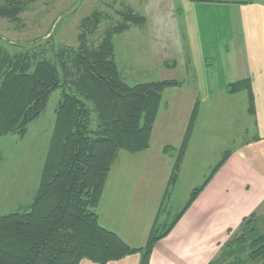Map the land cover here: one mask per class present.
<instances>
[{
	"label": "trees",
	"instance_id": "trees-1",
	"mask_svg": "<svg viewBox=\"0 0 264 264\" xmlns=\"http://www.w3.org/2000/svg\"><path fill=\"white\" fill-rule=\"evenodd\" d=\"M39 0H0V20L21 23V16ZM147 18L131 6L109 15L99 10L78 24V45L16 47L0 42V138L24 136L41 118L50 97L62 90L55 122L33 200L24 212L0 218V264H108L142 254L139 264H151L161 233L154 227L144 248H134L103 227L98 208L110 172L120 153L136 154L151 147L154 126L169 88L180 80L130 85L117 60L115 38L132 28H144ZM175 69L176 62H166ZM249 79L228 87L230 93L250 90ZM249 112H254L250 94ZM197 106L171 174L175 184L191 141ZM165 150H169L168 147ZM228 152L187 209L229 158ZM184 209V210H185ZM183 210V211H184ZM228 260L234 264H264V219L253 213L231 239Z\"/></svg>",
	"mask_w": 264,
	"mask_h": 264
},
{
	"label": "crops",
	"instance_id": "crops-1",
	"mask_svg": "<svg viewBox=\"0 0 264 264\" xmlns=\"http://www.w3.org/2000/svg\"><path fill=\"white\" fill-rule=\"evenodd\" d=\"M172 13L178 28L182 26L183 39L191 53L196 55V51L206 48V60L222 61L228 75H235L232 79L236 80L229 84L250 80L249 91L233 95L247 91L249 107L250 94L257 95L253 114L247 110L255 118L256 133L245 138L248 130L243 132L240 145L232 150L193 203L181 212L171 231L157 241L150 260L151 264H234L227 258L229 244L243 220L253 213L264 219V0H175ZM143 31L135 27L126 32L135 37L131 41L125 39L124 48L119 36L114 41L117 60L123 63L128 77H137L146 68L158 65L156 59L162 70L167 69L164 65L170 60L159 56L155 38L150 34L147 39ZM211 48H216L219 58L215 59ZM175 62L176 68L166 72L178 70ZM196 89L190 83L187 88L182 85L169 89L189 94V98L182 97L178 104L174 103V116L169 115L172 114L169 105L162 102L151 147L136 154L120 153L110 172L98 208L99 220L103 227L134 248L146 246L170 196L171 174L196 106L199 110L202 104ZM195 130L196 125L193 134ZM191 152L187 150L181 171ZM228 152L224 151L222 158ZM214 168H210L211 173ZM158 172L159 178L155 176L150 181L147 177ZM204 178L206 181L208 176ZM141 256L135 254L108 264H139ZM80 264L95 263L83 260Z\"/></svg>",
	"mask_w": 264,
	"mask_h": 264
},
{
	"label": "rangeland",
	"instance_id": "rangeland-1",
	"mask_svg": "<svg viewBox=\"0 0 264 264\" xmlns=\"http://www.w3.org/2000/svg\"><path fill=\"white\" fill-rule=\"evenodd\" d=\"M174 2L175 0H39L21 16V23L0 20V42L3 40L16 47L34 48L42 45L46 47L50 37L58 45L77 46L79 22L96 10L111 15L125 6H131L147 18L146 27L143 28L145 37L148 39L151 34L160 50L159 56L170 58L166 62L177 61L178 70L166 72L168 69L162 70L160 61L156 59L158 65L146 68L137 77L125 75L126 81L135 85L165 80L164 78L180 80L185 88L189 83L194 84L197 87L196 96L202 101L201 107L197 109L194 138L189 143L188 149L192 151L187 158L189 162L183 166L179 179L170 187V196L156 222L158 233L169 228L181 214L188 205L190 192L204 183V176L210 175V168L219 163L224 151L228 150L231 155L232 150L244 138L245 130H248L245 138L256 133L255 118L247 112L248 92L234 96V93L227 90L229 83L236 80L232 79L235 75H228L226 66L217 59L219 56L215 52L216 48H211L210 51L215 52V59L218 61L206 60V48L201 52L196 51V55L189 51V45L183 39L182 26L178 28L177 18L172 13ZM133 33L119 36L122 48L125 39L131 41L135 37ZM189 62L194 67L189 66ZM121 65L123 68V63ZM169 89L163 94V105H169V110L172 109V114L169 115L174 116V103L178 104L182 97L189 98V94ZM61 98V89L52 93L45 112L29 126L26 135L10 134L0 138V218L24 212L33 200L53 132L55 109ZM155 176L159 178V172L147 175L150 181Z\"/></svg>",
	"mask_w": 264,
	"mask_h": 264
}]
</instances>
